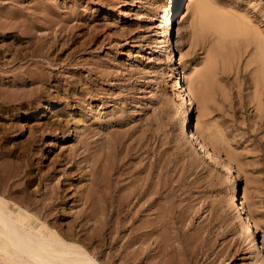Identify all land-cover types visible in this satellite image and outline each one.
<instances>
[{"label": "rangeland", "instance_id": "rangeland-1", "mask_svg": "<svg viewBox=\"0 0 264 264\" xmlns=\"http://www.w3.org/2000/svg\"><path fill=\"white\" fill-rule=\"evenodd\" d=\"M2 1L3 0L0 1V9H2L0 15L2 16L5 11L2 16L3 19H5L6 13H9L8 11L12 10L13 6L15 8L16 3L19 1L8 0L9 3L7 1H3V3ZM25 1L28 3L30 0H23L24 5L27 4ZM77 1L81 3V11H78L80 15L77 14L76 16L79 17L75 16L76 19L73 20L74 22H71L72 24L74 23V26H72L74 27L73 33L76 41L74 48L77 47V50H75L76 48L74 49L73 46L71 47V49H74L71 51L75 53L70 57L72 60H69L71 64L69 69L71 73L75 72L76 76L71 78L70 75H68L69 77L67 75L64 76L60 72L61 70L56 67L57 70L54 68L55 72H51L54 78L48 85L46 84L42 88L39 98L41 104L38 102L40 105L35 103V105L33 104L31 106L27 103L21 106V104L15 103L10 106V108H7V110L5 107H1L0 129L2 133L1 131L0 133L3 135L0 134V150L3 149L2 147H4L5 144L7 146L0 152H8L9 149L12 148L10 151L14 150L15 154L18 157L20 156L19 158L23 156L21 160L25 162V165L30 166H27L29 167L27 168L29 172H33V174L35 172V175H37L39 172H45L47 168L51 169L49 166L54 163L52 162L53 160L65 162L64 158L71 152L70 150L72 147L73 149L76 147L78 153L80 151L83 152L84 144L82 140L84 141L85 139V141L90 142V147L87 146L89 152H93L92 155L98 154L99 157H101L100 163L102 162L104 170H107L109 175H111V179L107 181V183L112 186L111 191L108 193V190H104V195L106 194L107 198L110 197L111 199H115V197H118L116 196L119 195L118 193H120L121 196V191L118 192L114 187V178H116V174H114V165L112 164H115L121 156V164L123 163L122 165L124 167L123 172L126 171L125 174L123 173V179L120 178L119 184H126L135 176L139 180L148 178L153 188L154 196L152 195L151 200L154 202L152 209L154 208L155 210L151 209L150 212L147 213L142 212L140 217L145 216L147 219L149 218L152 222H155V226L158 227L157 234L166 235L171 246L173 241V244L179 242V246L173 245V248L176 247L177 249L183 250L185 254H187L191 264H199V262L201 264H252V258L247 246L237 243V238L234 233L235 218L234 215L230 214L227 203L231 192L236 187L240 192V201H242L243 209L247 212L253 223L258 222L254 233L255 238L258 242H261V244L264 243V118L261 119L255 115L252 103L248 104L249 101L246 96V92H248L247 76L244 77L240 70V73L231 71L232 74H230V72H226L225 69L219 67L216 78H220L222 80L220 82L222 83H218L219 85L216 84L217 86L213 85L214 89H211L212 97L209 102L210 111L208 116L205 117V119L203 118L204 121L207 120V122L210 123L213 132L216 131L219 134L220 131L222 132L221 134L223 136L221 134L217 136L221 140V147L219 146L220 154L218 157L225 163H228L225 159L226 154L230 155L232 158L227 179L225 176L226 169L224 167L220 165L215 166L208 161L206 162L200 159L196 151L177 135L179 123L185 114V109L184 106L180 105L177 101L176 92L172 89L173 80L171 77V68L174 65V54H172L169 47L165 46L164 31L167 26L165 22L161 24L162 16L167 12L169 0ZM1 2L6 7H4ZM61 2L68 4L71 1L62 0ZM189 2L190 0H182L180 8L183 6V15L187 12V4ZM216 2L219 6H222V9L227 10L229 8L228 11L232 9V12L238 10L241 13L250 12L249 16L257 20L261 27H264V0H217ZM9 8L10 10H7ZM71 23L70 25H72ZM206 39L207 36H203L194 43V41H191L188 37L185 38L182 44V51L186 56V66L193 60L200 59L201 61L204 59L207 50ZM11 42L12 40H6V44L9 46ZM19 44L20 43L16 46L21 45ZM60 44H62V40ZM22 45H24V43ZM81 46L83 48H81ZM57 52L58 54L60 53L59 51L55 53ZM65 53L67 54V52H64L63 56H61L62 59L65 58ZM75 58H77V61L74 60ZM82 58L84 59L83 61ZM78 59L80 60L78 61ZM93 59L96 60L93 61ZM176 60H178V58ZM92 61L97 63H93ZM79 63H81V65ZM89 63L91 64L89 65ZM76 64L79 66H75ZM111 64L114 65L112 66ZM106 65L108 77H104V74L101 76L102 71L98 70V67L101 68L104 66V68H106ZM90 69H92V71L94 70L93 72L95 73L97 72L96 74L101 73L100 75H95V73L90 72ZM54 73L57 74L55 75ZM64 78L67 80L69 79L70 84H65ZM86 78L91 81V85L86 86L85 84V88L81 79ZM76 83L81 87L76 85ZM58 84L60 87L62 84L64 85H62L60 92L56 93L55 87ZM222 85L224 88H222ZM219 86H221V88ZM63 88L65 89L63 90ZM65 90H67L68 94H64L66 92ZM69 90L72 91L70 92ZM225 90L228 96L227 94L225 95ZM105 91L107 92L105 93ZM69 92H73L74 94L69 95ZM81 92L82 94L84 93L82 98L77 96V94ZM66 95L69 96L66 97ZM52 99L55 100L51 106L50 103L53 102ZM66 104H69V108ZM69 110L71 113H69ZM57 111L60 112L58 113ZM63 113H65L66 116H70L66 118ZM58 115L59 117L61 115V119ZM63 117L66 118L68 122L64 120ZM77 119L80 120V126L78 125ZM108 119L112 122H105ZM115 121L118 122L115 123ZM59 122H61V125L63 122L66 125V127L62 125V129H64L66 133H63L62 129L55 130ZM49 123H52V128ZM100 124L101 127L99 126ZM85 128L86 131L88 130L87 132ZM90 128H92V130ZM106 128L114 133V135L117 134L116 137L121 140V153L124 152L123 155L126 157L121 155L116 149L115 152H113L114 148H105L106 145L103 151L98 150V146L104 143L105 139H108V136H110L109 134L108 136L106 135V131H108ZM103 130L106 133H104ZM116 130H122L121 135H118ZM6 131H8V133ZM102 131L103 138L107 136L103 139L104 141L102 139L100 140V138H102ZM86 133H91L90 137L89 134L86 136ZM135 134L138 136H135ZM123 135L125 136V140ZM195 135L203 138L198 132H195ZM1 136L3 137L1 138ZM207 138L203 139L207 143H211V139L209 140V138ZM93 141L98 142L94 143ZM4 142L5 144H3ZM91 145L96 148H93V146L91 147ZM183 147L187 150L185 149L186 151H184ZM106 149L108 150L104 155ZM19 150L22 152L26 151V153L28 151V153L25 154L20 151L21 154ZM10 151L9 154H11ZM29 152L30 155H28ZM15 154L12 156L13 163H15V161L20 163L18 157L15 159ZM85 154L86 153H84V155ZM9 157L11 158V155H9ZM54 164H52V166ZM84 164L85 163H81L80 165L83 166ZM105 167L107 169H105ZM71 172L73 173L69 175L72 180L70 190L74 186V190H82L83 187H85L84 184H86V180L82 178L83 172L82 174L79 173L80 170H77V168H73ZM130 177L131 179H129ZM112 179H114V181ZM39 186L44 189L45 184L43 183ZM154 187L156 189H154ZM36 188L38 187L36 186ZM74 190H71L68 196H74ZM93 193L95 197L97 195V200L99 197V199L102 198L101 192L96 191ZM114 193H116V195H114ZM245 197L248 199H245ZM249 199L255 204L251 209L248 208L247 200ZM71 203L72 202L69 204ZM79 203L76 202L75 204L73 203V205H78ZM79 207L81 208L79 205L76 206L78 210L80 209ZM74 209L73 212L77 210L75 209L74 211ZM166 209H168V211ZM70 215H72V213H70ZM152 215L155 216L153 217ZM260 217L263 221L257 219ZM173 237L175 238L173 239ZM194 247L196 251L191 252V250H194ZM204 247L207 248L205 249ZM201 249H204L201 253L204 251L205 255L200 254ZM262 251L264 253V246ZM189 255L191 257H189ZM198 255H200V257Z\"/></svg>", "mask_w": 264, "mask_h": 264}, {"label": "bare ground", "instance_id": "bare-ground-1", "mask_svg": "<svg viewBox=\"0 0 264 264\" xmlns=\"http://www.w3.org/2000/svg\"><path fill=\"white\" fill-rule=\"evenodd\" d=\"M3 1L9 3L8 0ZM16 1L19 2L16 3L15 8L13 6V9L11 8L12 10H10V8L7 9L10 11H8L9 13H6L7 15L5 14V19L2 17L5 11L2 16L0 15V108L5 107L6 110L15 103L21 104V106L22 104L27 103L31 106L33 104L35 105V103L40 105L39 98L42 88L52 81L54 77H52L51 72H53L56 67L61 70L60 72L64 76L70 75V78L76 76V73H71V70L69 69L71 66L69 62L71 59L70 57L75 53L72 51L75 48V50H77V47L74 48L76 42L73 33L74 27H72L74 26V23L72 24L71 22H74L73 20H75L76 17H79L76 15L78 14V11H81V3H78L77 0H70L71 2L68 4L61 2L62 0H30L28 3L25 1L27 4L24 5L23 0ZM216 1L190 0L187 4V12L183 15V6L180 8L182 0H169L167 12L162 16L161 24L165 22L167 26L164 31L165 46L169 47L172 54H174V65L171 68V77L173 80L172 89L176 92L177 101L180 105L184 106L185 109V114L179 123L177 135L196 151L200 159L206 162L208 161L215 166L220 165L224 167L226 169L225 176L228 179L232 158L230 155L226 154L225 159L228 163L219 159V146L221 147V140L217 137L219 133L216 131V133L213 132L210 123L207 122V120L204 121L210 111L209 102L212 97L211 89L213 88V85L222 83L220 82L222 81L220 78H216L219 67L225 69L226 72H230V74H232L231 71L238 73L240 70L242 72L241 74L244 75V77L247 76L246 78L248 80V92H246L249 101L248 104L252 103L255 115L261 119L264 118V27H261L257 20L249 16L250 12L241 13L239 10L232 12L231 8V10L228 11L229 8L227 10L222 9V6H219ZM4 7L6 6L4 5ZM0 11H2V9H0ZM70 23L72 25H70ZM203 36H207L206 56L203 60H193L188 66H186V56L182 51V44L185 41V38L188 37L195 43V41L201 39ZM8 39L12 40L10 46L6 44V40ZM61 40L62 44H60ZM18 43L21 45L24 43V45L21 46L19 44L20 46H16ZM72 46L74 48H72L73 50L71 49ZM83 47L81 46V48ZM56 51H59L60 53H55ZM64 52H67V54L65 53V58L62 59L61 56H63ZM177 58L178 60H176ZM76 59L77 58L74 60ZM80 59H78V61ZM83 60L84 59L82 58V61ZM95 60L93 59V61ZM79 64L81 65V63ZM90 64L91 63H89V65ZM77 65L78 64L75 66ZM102 67V69L98 67V70L102 71V73L100 72L101 76L104 74V77H108L107 65L106 68H104V66ZM133 69L136 70L135 68ZM93 71L90 69L91 73ZM96 73L95 75H100V73ZM63 80L65 81V84H70L69 79L67 80L64 78ZM81 82L83 86L85 84L86 86L91 85V81L88 78L81 79ZM62 85L61 87L59 84L56 87L54 86L56 88V93L60 92ZM76 85L79 84L76 83ZM86 86L84 87L86 88ZM79 87L81 86L79 85ZM219 87L221 88V86ZM65 88H63V90ZM222 88H224V86ZM65 91L64 94H68L67 90ZM106 92L107 91H105V93ZM71 94L74 93L72 92L69 95ZM226 94L227 92L225 95ZM82 95L84 96V93L82 94V92L77 94V96L81 98ZM68 96L66 95V97ZM54 100L50 103L51 106L53 105ZM66 105H68L69 108V104ZM69 113H71V111ZM63 114L65 115V113ZM66 118H64V120H66ZM79 119H77L78 125L80 121ZM109 120L110 119L104 121L111 123L112 121L110 122ZM66 121L68 122V120ZM116 122L118 121H115V123ZM51 124L49 123V125ZM62 125L66 127L64 122ZM62 125L61 122H59L57 126L58 128L55 127V130L62 129ZM99 126L101 127V124ZM52 127L53 126L51 125V128ZM90 129L92 130V128ZM62 130L63 133H66L64 129ZM106 130L108 129L106 128ZM0 131L2 133L1 129ZM103 131L101 132L102 138H100V140L105 139L108 134L110 136H108V139H105L104 143H99L101 145L98 146V150L103 151L104 146L106 145L105 148H114L113 152H115L116 149L121 153V140L116 137L117 134L115 133L116 135H114V133L108 130L106 131L107 136H104L103 138ZM116 131L118 135H121L122 130ZM6 132L8 133V131ZM106 132L104 131V133ZM195 132L200 133L204 139L207 137L209 140L211 139V143H207L203 138L195 135ZM221 133L222 132L220 131V134ZM88 134L86 133V136H88ZM135 136L138 135L135 134ZM2 137L3 136H1V138ZM222 140L224 141L223 138ZM82 142L84 144H82L84 150L82 149L83 146L81 148L83 152H81L80 149L79 151L81 153H78L76 147H74V149L73 147L72 149L70 148L71 152L64 158L65 162H60L61 160L59 162L53 160L52 162L55 164L51 162L54 164L53 166L52 164L49 166L51 169L47 168V171L45 170V172L42 173L39 172V174H37L39 177L35 175V172L34 174L33 172H29L27 168L30 166L25 165V162L21 160L23 156L19 158L20 156L18 157L14 150L10 151L12 148L9 149L11 154H9V151L0 152V264H191L188 260L187 254H185L183 250L177 249L175 246L176 249L173 248V245H178L179 242L173 244V241L171 246L166 235L163 236L157 234L158 227L155 226V222H152V220L149 218L147 219L145 216V218L140 217L142 212H150L154 203L153 200H151V197L154 194L153 188L148 178L139 180L136 176L132 179L130 177V181L126 184L120 183V185V178L123 179V175L126 171L123 172L124 167L122 165L123 163L121 164V156L116 162L114 160L115 164L112 163L114 165V174H116V178H114L115 176L113 177L115 179L114 187L118 192L121 191V196L120 193L117 192L119 195L114 193V195L118 196L115 197V199H111L110 197L107 198L106 194L104 195V190H108V193L111 191L112 186L107 183V181L111 179V175H109L107 170H104L102 162L100 163L101 157H99L98 154L92 155L93 152H89L88 147H90V142L85 141V139L84 141L82 140ZM3 144H5V142ZM27 145L26 147L28 149ZM5 146L7 145L5 144ZM5 146L2 148L4 149ZM92 146L93 145H91V147ZM94 147L95 146H93V148ZM108 149H106L104 155ZM185 149L186 148H184V151L187 150ZM21 150H19V152ZM22 153L27 154L28 151L27 153L26 151ZM84 153L86 154L84 155ZM123 153L124 152H122L121 155H123ZM13 154L16 155L15 159L18 157V159L21 160H19L20 163H17L15 160L14 161L17 164L13 163ZM9 155H11V158ZM28 155H30V152ZM81 163L85 164L81 166ZM75 167L77 170H80L79 173L82 174L83 172L82 178L86 180V182L84 181L86 184H84L85 187H83L82 190L78 191H76L77 189L74 190V186L71 190L75 191V195L68 196L71 192L70 187L72 185V180L69 175L73 173L71 170L73 168L76 169ZM106 167L105 169H107ZM114 179L112 180L114 181ZM43 183L45 184L44 189L39 186ZM35 185L38 188H36ZM154 189L156 188L154 187ZM96 191L101 192V199H99V196L98 200L96 199L97 195L95 197V194L93 193ZM246 198L247 197H245V199ZM240 199V192L235 187L231 192L227 203L230 214L234 215L235 218L234 233L237 238V243L239 245L245 244L247 246L252 258V264H264V253L262 251L264 243L261 244V242H258L254 235L258 222L253 223L247 212L243 209L242 201H240ZM247 201L249 209L254 207L255 204L252 200L249 199ZM70 202L72 203L69 204ZM76 202H80L78 204L81 206V208L79 207V210L76 208L78 205H73V203L75 204ZM74 208L78 211H75ZM73 209L75 212H73ZM166 210L168 211V209ZM70 213H72V215H70ZM257 219L263 221L261 217ZM165 224L168 225L167 223ZM174 238L175 237H173V239ZM195 247L191 252L196 251ZM202 250L204 249H201L200 254L205 255L204 251L201 253ZM198 256L200 257V255ZM189 257L191 256L189 255ZM199 264L201 263L199 262Z\"/></svg>", "mask_w": 264, "mask_h": 264}]
</instances>
